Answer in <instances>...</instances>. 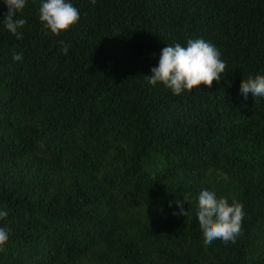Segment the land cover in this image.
Wrapping results in <instances>:
<instances>
[{"label": "trees", "instance_id": "16d2710c", "mask_svg": "<svg viewBox=\"0 0 264 264\" xmlns=\"http://www.w3.org/2000/svg\"><path fill=\"white\" fill-rule=\"evenodd\" d=\"M71 3L57 36L27 0L18 40L0 0V264H264V97L239 92L264 75V0ZM188 38L219 49L221 79L149 84ZM204 188L243 205L235 243L203 244Z\"/></svg>", "mask_w": 264, "mask_h": 264}, {"label": "clouds", "instance_id": "9594fccd", "mask_svg": "<svg viewBox=\"0 0 264 264\" xmlns=\"http://www.w3.org/2000/svg\"><path fill=\"white\" fill-rule=\"evenodd\" d=\"M7 6L4 14V27L18 40L23 38L20 31L26 24L24 18H17V13L22 12L27 0H3ZM93 4L96 0H91ZM80 19L79 10L73 6L71 0H40L39 20L45 29L53 35H59L67 31ZM62 52L68 53V46L63 40ZM22 54L13 53V60H22ZM226 62L221 59V52L212 43L202 38H188L186 46L179 43L167 45L162 48L158 66L151 69V75L146 76L151 85L162 83L170 89L173 95H180L185 90L191 92L204 84L209 88L213 81H219L225 71ZM240 94L247 100L249 93L255 97H264V75L257 74L242 80L239 88ZM189 201V196L184 195L183 200L176 199L174 203L179 207V212L173 215L187 216L183 204ZM173 202L169 203L172 206ZM7 211H0V218L7 217ZM199 226L202 231L203 244L211 245L215 240L224 243H235L242 234V221L244 219L243 205L235 199L229 203L227 197H218L214 190L204 188L198 195V207L196 212ZM9 239V230L0 227V250Z\"/></svg>", "mask_w": 264, "mask_h": 264}]
</instances>
